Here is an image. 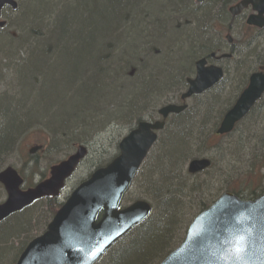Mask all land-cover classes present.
I'll list each match as a JSON object with an SVG mask.
<instances>
[{
	"label": "trees",
	"instance_id": "trees-1",
	"mask_svg": "<svg viewBox=\"0 0 264 264\" xmlns=\"http://www.w3.org/2000/svg\"><path fill=\"white\" fill-rule=\"evenodd\" d=\"M184 1L49 0L50 13L42 8L32 12L31 5L19 28L22 34L29 26L33 29L20 38V43L16 41L18 48L27 51L26 59H16L15 66L24 81L13 90L14 98L1 96L7 100L6 109L0 110V149L6 137L5 142L11 143L19 134L26 135L27 130L23 131L29 121L31 126L35 124V134L40 132L51 142L50 149L56 145L69 150L78 144L90 146L111 127L124 124L128 131L135 128L143 121L140 114L151 100L164 103L177 98L175 94L182 93L190 75L191 59L198 57L200 46H211L205 26L199 25V16L193 14L188 19L172 13ZM143 16L145 25L140 24ZM149 29L154 31L153 36L162 34L163 40L170 33L172 41L167 45L154 41L148 44V48L155 45L158 56L138 69L139 39ZM128 31L139 41L131 50H127L129 44L123 46ZM244 60H239L236 73H228L223 85L194 99L192 108L168 121L148 159L156 156L151 162L147 159L141 169L143 181L139 180L138 193L152 203L153 214L99 264H159L182 243L192 220L221 194L233 193L243 200L264 194V97L233 133L215 135L223 116L248 84L251 70ZM132 68L137 73L129 76ZM225 90L230 94L222 101ZM219 109L217 114L213 112ZM9 152L0 151V168ZM228 154H235L239 161L245 159L248 166L221 175L223 171L217 166H224L225 161L220 163L217 157L227 158ZM204 155L211 160L210 169L190 176L187 162ZM24 161L21 173L28 172L30 163L32 174L37 158L27 154ZM26 181L34 186L33 180ZM131 190L135 191L134 185ZM60 207L58 199H44L3 222L0 264H16Z\"/></svg>",
	"mask_w": 264,
	"mask_h": 264
},
{
	"label": "water",
	"instance_id": "water-1",
	"mask_svg": "<svg viewBox=\"0 0 264 264\" xmlns=\"http://www.w3.org/2000/svg\"><path fill=\"white\" fill-rule=\"evenodd\" d=\"M252 1L241 2L232 12H240ZM205 65V61L197 64L196 78L189 80L182 101L204 93L222 79L220 68ZM263 95L264 72L253 74L216 134L231 133ZM185 109L186 105L171 104L159 112L166 119ZM164 126V122L139 123L120 142L119 156L72 192L46 232L29 243L17 264H96L120 239L144 222L152 211L149 203L137 201L125 209L120 206L155 145L157 132ZM86 154L84 148H79L67 160L51 167L47 180L26 191L21 190L23 179L17 171L13 168L3 171L0 183L5 187L7 199L0 204V223L38 200L59 197ZM210 164L207 159L193 160L188 172L201 173ZM160 264H264V195L253 201L231 193L221 195L193 220L183 243Z\"/></svg>",
	"mask_w": 264,
	"mask_h": 264
},
{
	"label": "flooded vegetation",
	"instance_id": "flooded-vegetation-1",
	"mask_svg": "<svg viewBox=\"0 0 264 264\" xmlns=\"http://www.w3.org/2000/svg\"><path fill=\"white\" fill-rule=\"evenodd\" d=\"M214 1L217 0H202L201 2L191 0L194 13L207 20L212 30L210 34L207 30L208 44L211 46L205 48L200 46L198 57L191 59L192 74L190 76L192 75V78L189 77L190 79L196 77L199 61H205V67L220 68L227 77L231 70L232 73L238 71L239 66L236 65L239 60L244 59L238 56L243 49L264 48V0H253L247 7L235 13L232 10L245 0H218L216 4L213 3ZM30 8L31 0H0V48L17 44L16 41L22 37L19 25L23 17L29 13ZM242 31L248 34L243 40H246L244 44L243 41L232 36ZM244 61L247 63L246 68L250 67L252 72L249 79L253 74L264 71V61L258 60L259 66L256 69L255 61L249 59ZM7 81L1 75L0 63V97L7 92L8 87L5 84Z\"/></svg>",
	"mask_w": 264,
	"mask_h": 264
},
{
	"label": "rangeland",
	"instance_id": "rangeland-1",
	"mask_svg": "<svg viewBox=\"0 0 264 264\" xmlns=\"http://www.w3.org/2000/svg\"><path fill=\"white\" fill-rule=\"evenodd\" d=\"M31 5H32V12H35V11L39 10L40 8H42V9H44V13H50V11H48V9L50 7L49 0H34L33 2H31ZM30 23L32 24V19H31ZM184 24H185V22L181 23V27L184 28V26H183ZM32 27H33V25L29 26L28 27L29 29L27 28L28 31L30 30V28L33 29ZM28 31L23 33L22 37L27 36ZM153 33H154V31H153ZM166 35L168 38H166L164 40L161 38L162 34L161 35L160 34L154 35V37H153L154 43L157 42V43H159V45H167L168 43H170L172 41L171 40L172 37H169V36H171L170 33H167ZM232 36H233V38H236V39L238 38L240 41H243L244 38H246L248 36V34L245 31H242L240 34H232ZM245 41H243V44L245 43ZM135 42L130 43L127 46V50H131L133 48ZM238 58H245L246 60L249 59V60L255 61V64H256L255 69H256L259 66L257 64V61L258 60L264 61V48L258 47L256 49H250V50L243 49V51H241V53L239 54ZM193 59H195V57H193ZM190 65H191V63H190ZM189 68H190V66H189ZM250 73H252V72H250ZM189 74H192V71L190 72V70H189ZM189 77L192 78V75L191 76L189 75ZM183 92H184V90H183ZM182 93H180L179 95L175 94V96H178V97L174 98V100H172V101H174L175 103H178L179 97ZM229 94H230V92L228 93V95L226 94L224 97H222V101L226 100V99L228 100ZM203 100H205V98ZM200 102L201 101H198V103H200ZM194 103H195V101L191 100L188 102V106L192 107V105ZM161 107L162 106H160V108ZM219 111H220V109L216 110V111L214 110L213 112L215 114H217ZM213 119H214V117H212L210 120L212 125H213V123H215ZM45 122L47 124L49 123L48 121H45ZM61 122H62L61 120H58V123H61ZM34 131H36V128L33 127L26 135L20 137V139L14 143V146H12V148L9 150L10 152L8 154L4 155L5 163L2 162L4 164L2 168L8 167V166H13L14 168H16L20 171V169L24 167V165H23L24 158L26 157L28 151L35 146L43 145L45 148L44 152L40 153L38 151L37 153H35L33 155V156H35V158H37V161H36L37 162V168L35 169L34 172H32V174H30V172H26V174L27 173L30 174L29 176L26 177L27 180H30V181L33 180L34 182L37 183L40 181V179L48 177L49 169L51 166L59 163L60 161L65 160L70 155H72L75 151H73L71 149L69 150V148L66 146L60 147L58 150H55L53 148L50 149V143L51 142L49 143L48 139L43 138V134H41L40 132L35 134ZM127 133H128V127H126L124 124L111 127L108 131L101 134V136H99L96 139V142L95 141L93 142V145L91 144L88 147V155H87L86 159L83 161V163L81 164V166L78 168V170L75 173V175L73 176V178L68 182L66 189L64 190V192L62 194V198L60 200L61 202L70 195V193L72 192V190L76 186H78L83 180H86L88 178V176L98 168V166H103V165L106 166V164L111 162L118 155V144L122 138L126 137ZM44 136H46V134H44ZM6 140H7V137L5 138V141ZM5 141L3 142L4 144H3L2 148L0 149V151H3L2 149H6V147L8 146V142H5ZM232 155H234V156L232 157V156H230V154H228L227 158H226V156H224V158L217 157L218 162L220 161V163H221V162L225 161L224 166H222V165L217 166L223 171L221 173V175H224L225 172L227 173V171H230V170L231 171L241 170L240 169L241 166L247 165V163H245L246 162L245 159H243V161H241V160L239 161L238 159H236L237 156L235 154H232ZM155 156H156V153L153 154V156L150 159H148V162H151ZM201 157H203V156H201ZM228 157H231L232 159L229 160ZM197 158H200V157H197ZM197 158H194V159H197ZM204 158L210 160L209 156H207V155H204ZM189 162H187V164H186V170L188 168ZM227 162H229V165H227ZM231 166H233V167H231ZM235 168H237V169H235ZM30 170H31V167H30ZM143 175H144V171L141 170L140 173L138 174V176L136 177L134 184H133L135 191L131 190L128 193V195L125 198L126 201H125L124 205H129L130 203H133L135 200L142 199L143 195L140 194V191L138 193V187H139V180L143 181V178H142ZM217 175H220V174L218 173ZM233 177H234V179L237 178L234 175H233ZM3 200H4V196L0 193V202H2ZM38 215H39V213L36 215V217H38Z\"/></svg>",
	"mask_w": 264,
	"mask_h": 264
},
{
	"label": "bare ground",
	"instance_id": "bare-ground-1",
	"mask_svg": "<svg viewBox=\"0 0 264 264\" xmlns=\"http://www.w3.org/2000/svg\"><path fill=\"white\" fill-rule=\"evenodd\" d=\"M218 2L219 1L217 0V1H214L213 3L216 4ZM142 12L143 13L144 12H147V10L146 9H143ZM172 13L181 14L182 16L187 17L188 19L191 18L189 16H192L193 14H196V13H194L193 8L191 7V0H185L184 3H183V5H181L180 7L177 8V12H172ZM172 17H177L178 18L180 16H172ZM145 18L146 17H144V16L141 17V20H140L141 23L140 24L145 25V23H146L145 22ZM198 19L200 21L199 25L200 26L201 25H204L205 26V27L203 26L205 33H207V30H208V32L210 34L211 33V30H212V27H211L210 23L207 22V20H205L202 16H199ZM152 33H153V30L152 29H149L147 31V33H144L142 35V39H139V40H141L140 43H142V45H139V47L141 48V50H140V53H139V64H140V66L138 65V69H141L142 67L144 68L147 64H150L152 62V60L156 56H158L157 55L158 54V50L156 49L155 45L153 47H151V48H148L147 47L148 44H150L153 41V37L154 36L152 35ZM132 34H133V32L130 34L129 31H128V33H127V37L128 38L125 39L123 46L128 45V44H130L132 42H135V41H137L139 43V41L136 40ZM18 42L20 43V41H18ZM16 53H17V57H16ZM26 54H27V51L25 49H22L21 50L20 47L18 48V45H16V44H11V45H9L7 47L0 48L1 75L6 80H8L5 83L6 86L8 87L7 92L5 94V96L7 98H14L15 94H14L13 90H16L22 84V81H24V75L17 74V71H16L17 65L16 64L18 63L17 60L19 58L20 59H26V57H27ZM132 69H134V70H133V72H131L129 74V76H134L137 73V72H135L136 71L135 68H132ZM221 84L222 83H220L219 85H221ZM183 86H184V84H180V87L181 88H183ZM224 89H226V87ZM225 92H226V90H225ZM227 95H228V93H227ZM171 97H173V96L171 95ZM6 100H7L6 98H3V97L0 98V110H5L6 109V106L4 104ZM169 102H170V100H169ZM167 103H168V101L163 103V101L160 102V100H156V99H153V101L151 100V103L147 104L146 110L142 109V113L140 114V118L143 119L144 121L164 122L165 123V126H167L168 121H170V119L173 118V116H176V114H170L166 119H163V117L160 115V112H159L160 111V106H163V105H165ZM157 109H158V111L154 112ZM34 123H37V121L34 122ZM38 124L45 126V124L44 123H41V122L38 123ZM31 125L32 124H30V121H29V123H27V125L25 126V130L23 131V133L26 130H27V133H28L35 126V124L33 126H31ZM19 136H20V134L18 135V137L17 136L16 137L19 139L20 138ZM17 138L13 139L11 141V143H8V146L6 147V149H2V150L3 151H6V150L9 151L12 148V146H14L13 142L14 141L16 142V139ZM159 139H160V135L158 136L157 141ZM95 142H96V140H95ZM88 147H89V145L78 144V145H75L72 150L73 151H77L79 148H84L88 152ZM59 148H60V146L56 145V147L53 148V149L58 150ZM2 169L3 168L1 167L0 168V171ZM34 204L35 203H33L32 205H30L28 208H30ZM28 208L21 210L19 213L25 212Z\"/></svg>",
	"mask_w": 264,
	"mask_h": 264
}]
</instances>
